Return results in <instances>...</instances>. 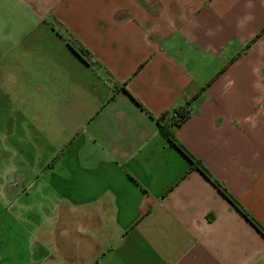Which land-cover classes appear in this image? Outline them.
I'll use <instances>...</instances> for the list:
<instances>
[{"label":"crops","instance_id":"obj_1","mask_svg":"<svg viewBox=\"0 0 264 264\" xmlns=\"http://www.w3.org/2000/svg\"><path fill=\"white\" fill-rule=\"evenodd\" d=\"M0 13V192L21 189L33 264H264V237L156 123L190 101L173 136L264 229V0Z\"/></svg>","mask_w":264,"mask_h":264},{"label":"rangeland","instance_id":"obj_2","mask_svg":"<svg viewBox=\"0 0 264 264\" xmlns=\"http://www.w3.org/2000/svg\"><path fill=\"white\" fill-rule=\"evenodd\" d=\"M1 15L2 13H0ZM23 48L21 46L17 47L11 55L19 53L20 49L22 50ZM4 49L5 47L0 46V55L4 52ZM28 58L31 61H23L20 64L28 70H33V53L28 55ZM6 64L7 62H0V66L2 67L3 65L6 66ZM12 177H17V175H12ZM20 190H5L0 192V246H4L5 249L11 251V253L0 254V264H33V254L29 253L30 249L28 247L29 243L31 244V240L29 239L31 226L23 222V220L20 222V202L18 199ZM22 200L30 203L33 200V196H23ZM35 208L34 204L31 209L27 210L25 215L28 214V218L34 216L36 213ZM22 247H28L24 255L19 254V250Z\"/></svg>","mask_w":264,"mask_h":264},{"label":"trees","instance_id":"obj_3","mask_svg":"<svg viewBox=\"0 0 264 264\" xmlns=\"http://www.w3.org/2000/svg\"><path fill=\"white\" fill-rule=\"evenodd\" d=\"M264 31V28L256 35V38ZM68 47L83 60L82 54L77 51L72 45L68 43ZM135 103L143 108L141 103L135 100ZM190 101L186 102L184 105L175 108L171 112H163L160 116L156 118V123L158 125V130L163 138L168 142V144L176 149L188 162L189 170L199 171L210 183H212L217 190L234 206V208L246 219L258 232L264 237V229L262 226L254 219V217L242 207L232 196H230L226 189L214 178L211 177L209 172L201 164V162L191 155L173 136L172 128L177 127L182 124L190 115Z\"/></svg>","mask_w":264,"mask_h":264}]
</instances>
